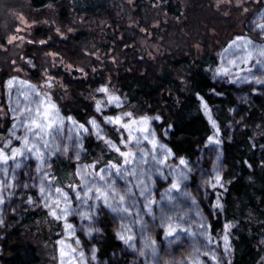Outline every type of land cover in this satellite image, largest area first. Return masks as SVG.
<instances>
[{"label": "trees", "instance_id": "trees-1", "mask_svg": "<svg viewBox=\"0 0 264 264\" xmlns=\"http://www.w3.org/2000/svg\"><path fill=\"white\" fill-rule=\"evenodd\" d=\"M21 10L30 28L19 44L5 42L11 26L4 31L0 27V146L14 124L5 96V82L14 74L37 83L47 80L60 114L81 124L95 115L98 90L106 86L124 100V109L133 116L156 117L158 129L166 130L163 140L171 154L193 164L205 151L212 133L202 109L204 103L217 121L222 156L221 206L218 212L209 213L211 229L216 232L224 223L231 226L228 264H261L264 87L216 82L211 72L218 65L219 52L233 38H257L248 25L253 20L260 21L264 0H24ZM7 11L4 6L0 8V26ZM32 105L24 102L20 113L29 111ZM25 107L28 108L24 110ZM53 136L45 137L44 146L49 152L57 149ZM108 137L117 140L118 134L109 130ZM48 141L55 143L54 149H50ZM68 141H76L73 133ZM27 142L25 157H35L30 155L34 147L41 156L35 158L43 159L33 140ZM83 148L86 160L100 165L116 160L99 140L90 136L83 141ZM135 157L132 175L120 172L115 179L124 184L131 181L135 189L132 195L116 193L108 178L88 187L96 190L90 196L93 201L106 205L122 225L117 234L112 215L99 209L95 212L98 236L93 243L101 264H135L133 257L123 251L122 243L127 247L136 243L141 256L153 264L150 242L137 234L143 215L148 213L144 197L151 185L149 179L161 175L162 157L146 155L143 149ZM0 168V173H5V164ZM51 169L55 183L61 186L71 176L72 164L67 159L55 160ZM185 174V169L171 172L179 185ZM196 180L197 174L191 177V187ZM157 186L160 189L164 184L159 181ZM165 194L160 213L181 232L188 213L173 208L170 200L176 198L184 203L185 198L177 189ZM107 197L114 205L107 204ZM5 198L0 195V210L4 207L6 214L0 226V264H58L55 239L59 223L45 210L16 200L6 212ZM137 199L143 210H139ZM93 212L91 205L81 207L84 217ZM129 216L135 219L132 227L137 234L129 228Z\"/></svg>", "mask_w": 264, "mask_h": 264}, {"label": "rangeland", "instance_id": "rangeland-1", "mask_svg": "<svg viewBox=\"0 0 264 264\" xmlns=\"http://www.w3.org/2000/svg\"><path fill=\"white\" fill-rule=\"evenodd\" d=\"M14 1L0 0V8L4 6L9 10L6 17L2 15L0 26L3 31L11 26V33L5 36V42L9 44H19L27 35V28H30L22 15L24 0ZM7 2L15 5H9ZM18 6L20 9H17ZM248 28L257 38L249 35L233 38L219 52L218 65L211 72L214 81L236 86L250 85L253 89L264 87V10L260 14V21H251ZM5 96L14 124L8 138L0 146V165L6 166L5 173H0V195L6 197V212L16 200L20 204L35 205L34 207L45 210L59 223L55 239L58 264H74L76 260L82 264H101L93 243L98 236L95 212L99 209L112 215L116 221L117 234L122 225L117 215L106 205L93 201L90 196L96 190L91 191L88 187L91 183L106 182L108 178L113 181L112 187L115 186L116 193L121 196L132 195L135 189L131 181L130 184H124L115 179L120 172L132 175L131 169L136 166L135 154L139 149H143L146 155L162 157L161 175L149 179L151 185L144 197L148 213L143 215L138 234L132 227L135 219L129 216L132 221V225L129 224L130 230L134 234H142L141 236L150 242L153 264H228L231 226L224 223L221 229L213 232L209 221V213L218 212L221 206L219 192L222 190V156L218 124L206 104L202 103V109L212 133L206 141L205 151L200 152L196 163L193 164L171 154L163 140L166 130L158 129L159 121L156 117L133 116L124 109V100L106 86L98 90L95 115L85 124L60 114L51 98L47 80L37 83L14 74L5 82ZM26 101L32 102L33 105L29 111L20 113L21 105ZM109 130L118 134L117 140L108 137ZM70 133L74 134L75 142L68 141ZM51 134L58 145L55 151L49 152L44 142L45 137ZM89 136L99 140L107 153L115 155L116 160L107 161L103 165L86 160L83 141ZM27 139L33 140L43 159L38 161L35 157H25V152L29 149ZM64 159L72 164V173L69 179L59 186L55 183L56 176L51 164L55 160ZM28 161L31 163L29 166ZM181 169H185L186 174L179 185L174 182L171 172ZM195 174L197 180L195 186L191 187V177ZM4 178L8 179L7 182L3 181ZM159 181L164 184L160 189L157 186ZM120 184L123 187H118ZM4 189L9 190V194H5ZM172 189L180 191V196L185 198L184 203H179L176 198L170 200L173 208H181L188 213L187 222L184 223L185 229L181 232L176 231L171 219H166L162 212L160 213L168 195L165 193ZM10 199H13V202H10ZM136 202L140 206L139 210H143L141 201L137 199ZM89 205L93 207L94 212L88 213V217L82 216L81 207ZM3 208L0 210V226L5 223L6 218ZM119 239L121 240V237ZM122 247L125 253L133 257L135 264H148L150 259L145 260L141 256L136 243L130 247L122 243ZM178 247L179 250L175 252ZM261 264H264V258Z\"/></svg>", "mask_w": 264, "mask_h": 264}, {"label": "bare ground", "instance_id": "bare-ground-1", "mask_svg": "<svg viewBox=\"0 0 264 264\" xmlns=\"http://www.w3.org/2000/svg\"><path fill=\"white\" fill-rule=\"evenodd\" d=\"M28 105V107L30 106V104H27ZM28 107H25L24 108V110H26ZM72 138V137H71ZM71 140H73V138L71 139ZM49 142V147H50V149H54L55 148V143L52 141V142H50V141H48ZM31 152H30V155H33V156H35V157H37V158H40L41 156H40V154L39 153H37V151L35 150V148L34 147H32L31 148ZM175 177L176 178H179L177 175H175ZM108 198V197H107ZM106 202H107V204L108 205H114V201L112 200V199H110V198H108L107 200H106ZM74 264H82V262L80 261V262H78V260H76L75 262H74Z\"/></svg>", "mask_w": 264, "mask_h": 264}]
</instances>
